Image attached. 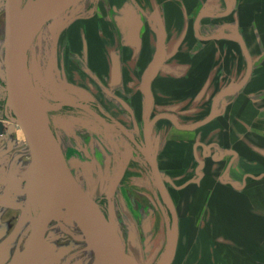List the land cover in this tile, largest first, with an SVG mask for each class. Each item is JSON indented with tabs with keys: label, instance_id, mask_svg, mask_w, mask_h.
I'll return each instance as SVG.
<instances>
[{
	"label": "crops",
	"instance_id": "crops-1",
	"mask_svg": "<svg viewBox=\"0 0 264 264\" xmlns=\"http://www.w3.org/2000/svg\"><path fill=\"white\" fill-rule=\"evenodd\" d=\"M111 1L99 18L78 25L77 39L88 57L89 72L116 75L110 105L117 118L128 121L123 106H130L133 120H138L145 114L143 77L158 39L140 31L144 20L137 5ZM165 1L158 3L162 16L156 18L166 31L165 61L152 81L150 118L168 113L180 125L200 123L180 129L171 118L162 117L151 129L158 166L177 214L172 263L264 264V5H238L243 11L238 23L228 24L236 40L226 43L201 32L203 19L198 26L195 19L192 32L195 5ZM232 24L238 26L253 60L246 81L247 59ZM197 27L206 39L197 34ZM113 58L117 66H112ZM221 90L215 114L206 120ZM11 222L12 215L0 203V235L9 232ZM1 240V247H8L10 243Z\"/></svg>",
	"mask_w": 264,
	"mask_h": 264
},
{
	"label": "rangeland",
	"instance_id": "rangeland-1",
	"mask_svg": "<svg viewBox=\"0 0 264 264\" xmlns=\"http://www.w3.org/2000/svg\"><path fill=\"white\" fill-rule=\"evenodd\" d=\"M26 1L21 0V5ZM155 1L128 0L123 5H137L144 20L140 31L158 39L156 18L162 16L158 3L163 4L164 0L153 5ZM183 1L195 5L192 12L193 33L198 11L210 10L215 15L204 17L200 30L204 35L215 39L224 38L226 43L236 40L234 30L228 24L238 23V17L243 12L238 10V5H264V0H232L234 10L227 15L218 16L217 13L226 8L225 0ZM147 2L150 4H146ZM99 5L104 6V9H100ZM106 5H113V2L81 0L49 19L29 46V68L42 109L61 143L71 170L113 219L125 250L133 252L140 264H158L167 241L166 206L158 204V191L151 177L144 146L129 144L122 137L118 126L104 123L103 121L112 122L90 105L81 102L89 97L84 87L99 93L105 92L107 108H111L110 102L114 101V94L108 84L116 83V75L89 72L88 57L82 48V41L77 39L78 25L86 20L99 18L106 11ZM110 12H114L112 7ZM5 38V0H0V107L5 105L7 99ZM117 65L118 59L113 58L112 66ZM153 115L154 113L149 117ZM127 117L129 120L126 123L136 127L137 135L134 140L144 142L145 114L140 113L138 120L131 119L129 115ZM105 138L113 143V147L109 146ZM114 147L120 148L117 155L112 152ZM95 158L103 165H98ZM121 163L123 176L113 195L109 197V184L118 173ZM36 178L35 163L28 141L23 130L15 124V131L6 135L0 152V203L12 215L9 232L0 235L1 241L10 243L7 244L10 247L5 249L0 244V264H103L83 225L69 208H63L51 220L35 256L33 254L29 259L26 258L25 247L29 243L33 227L32 218L26 210V201L31 200L37 219L47 207L57 203L47 196L49 191L46 188L42 189L43 202L40 200L39 193L34 190L38 181ZM39 185L42 188L43 184Z\"/></svg>",
	"mask_w": 264,
	"mask_h": 264
},
{
	"label": "water",
	"instance_id": "water-1",
	"mask_svg": "<svg viewBox=\"0 0 264 264\" xmlns=\"http://www.w3.org/2000/svg\"><path fill=\"white\" fill-rule=\"evenodd\" d=\"M79 1L81 0H27L22 6L21 0H5L4 72L7 99L5 107L0 108V126L3 125L2 119L6 117L13 122L9 125L8 132L15 131V124L23 130L35 163V174L41 179L43 187L49 188L47 196L57 202L47 207L39 219L34 216L29 203L28 208L33 227L29 243L25 247V256L29 259L35 253L43 242L51 220L63 208H69L83 225L103 264H140L133 252L125 250L113 219L107 216L94 199L93 194L83 187L71 170L61 143L42 109L29 68L28 49L35 35L49 19ZM225 3L226 8L218 12V16L227 15L232 11V0H225ZM207 15L214 16L215 14L206 9L199 11L196 18L197 26L201 19ZM158 26L157 50L144 74L142 84L145 102L144 142L142 145L150 164L152 180L158 191V199L162 206L163 204L166 206L167 241L164 254L158 264H171L176 253L179 235L177 214L158 166L151 143V129L162 117L171 118L180 129H193L200 123L180 125L168 113H158L153 118L149 117L154 105L152 81L165 61L166 31L161 20L158 21ZM232 26L235 28V33L247 59V71L244 79L246 81L251 75L253 60L238 26L236 24H232ZM196 32L201 38H207V36L201 35L198 27ZM222 93L221 90L215 96L212 111L206 120L214 116L217 100ZM121 127L127 132L125 127ZM134 141L138 146H141L136 140ZM122 176L123 165L121 163L118 173L109 184V197L113 195ZM102 179L104 178L102 177ZM53 192L57 198L53 196Z\"/></svg>",
	"mask_w": 264,
	"mask_h": 264
},
{
	"label": "flooded vegetation",
	"instance_id": "flooded-vegetation-1",
	"mask_svg": "<svg viewBox=\"0 0 264 264\" xmlns=\"http://www.w3.org/2000/svg\"><path fill=\"white\" fill-rule=\"evenodd\" d=\"M203 19V18H202ZM110 87V91L113 93V91L115 90V86H116V83H111V82H109V84H108ZM84 90H85V93H87V95H89V97H85V99H84V101L82 100L81 102L82 103H84V104H87V105H90L91 107H93L101 116H103L105 119H107V120H109V121H111L112 123H109V122H106V121H103L104 123H106V124H110V125H112V126H114V125H116V126H118V128H119V131L122 133L121 135H122V137H124V138H126L127 139V141H128V143L129 144H131V145H133V144H135L136 146H138L136 143H135V141H134V136H136L137 135V132L135 131L136 129V127H133L130 123H126V122H122V121H120L118 118H117V116L114 114V111L111 109V108H107V107H105V105H107V103H105V101L103 102L102 100H101V98H100V93H101V95L102 96H106V95H104V94H106L105 92L104 93H102V92H95V91H93V90H91V89H89V88H87L86 89V87H84L83 88ZM103 89V88H102ZM82 90V89H81ZM104 90V89H103ZM3 108L5 107V105L4 106H2ZM2 107H0L1 109H3ZM123 108L125 109V111H123V113L124 114H126L125 116H130L131 117V119H134V115H133V112H132V109H130V106H123ZM5 119H8V118H6V117H4L3 119H2V121L3 120H5ZM4 125H2V127H3ZM121 126H123V127H125L126 129H127V132H125L124 130H123V128L121 127ZM144 127V126H143ZM14 132V131H13ZM13 132H8V128L7 129H3V132H2V135H1V138H0V152H1V150H2V147H3V143H4V141H5V137H6V135L7 134H9V133H13ZM105 140H106V142L109 144V146L111 145L112 147H113V143H111V141L110 140H108L107 138H105ZM130 140V141H129ZM140 144H142V142L140 143ZM112 150V149H111ZM119 150H120V148H117V147H114V149L112 150V152H114L115 153V155H117L118 154V152H119ZM95 161H96V163L98 164V165H103V163L98 159V158H95ZM100 161V162H99ZM104 167V166H103ZM29 203L31 204V202L30 201H26V210H27V212H28V216H30V213H29V208H28V206H29ZM33 205V204H32ZM32 207V206H31ZM33 210V209H32ZM105 212V211H104ZM33 214H34V210H33ZM108 216V215H107ZM31 217V216H30ZM6 246H8V245H6ZM5 248H8V247H5ZM4 248V249H5Z\"/></svg>",
	"mask_w": 264,
	"mask_h": 264
},
{
	"label": "bare ground",
	"instance_id": "bare-ground-1",
	"mask_svg": "<svg viewBox=\"0 0 264 264\" xmlns=\"http://www.w3.org/2000/svg\"><path fill=\"white\" fill-rule=\"evenodd\" d=\"M202 20V19H201ZM201 22V21H200ZM37 35V34H36ZM36 179H38V181H37V185H35L34 187H35V189L34 190H36L38 193H39V197H40V200L43 202V195H42V189L44 188L43 186H42V181H41V179H39V178H36ZM41 183V186H42V188L40 187V184ZM47 189H49V188H47ZM53 196L54 197H56L55 196V194H54V192H53ZM57 198V197H56ZM95 199V198H94ZM35 256V254L33 255V257ZM33 259V258H32ZM32 261V260H31ZM30 264H31V262H30Z\"/></svg>",
	"mask_w": 264,
	"mask_h": 264
},
{
	"label": "built area",
	"instance_id": "built-area-1",
	"mask_svg": "<svg viewBox=\"0 0 264 264\" xmlns=\"http://www.w3.org/2000/svg\"><path fill=\"white\" fill-rule=\"evenodd\" d=\"M13 123L10 119H5L3 120V127L0 126V138H1V135H2V132H3V129H7L9 127V125Z\"/></svg>",
	"mask_w": 264,
	"mask_h": 264
}]
</instances>
